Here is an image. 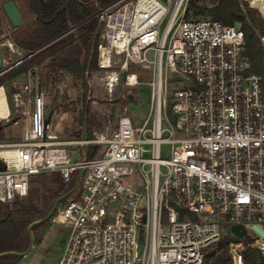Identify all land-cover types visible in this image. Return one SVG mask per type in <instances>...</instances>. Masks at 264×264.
Returning <instances> with one entry per match:
<instances>
[{
  "label": "built area",
  "instance_id": "1",
  "mask_svg": "<svg viewBox=\"0 0 264 264\" xmlns=\"http://www.w3.org/2000/svg\"><path fill=\"white\" fill-rule=\"evenodd\" d=\"M188 3L120 0L101 12L107 90L139 84L131 65L154 71L141 125L121 114L63 138L45 92L14 91L17 110L30 104L29 126L0 140V203L27 199L33 176L76 177L78 193L52 217L67 233L59 264H202L234 225L264 245L253 229L264 230V76L250 71L239 25L186 19Z\"/></svg>",
  "mask_w": 264,
  "mask_h": 264
},
{
  "label": "trees",
  "instance_id": "2",
  "mask_svg": "<svg viewBox=\"0 0 264 264\" xmlns=\"http://www.w3.org/2000/svg\"><path fill=\"white\" fill-rule=\"evenodd\" d=\"M119 0H28L29 10L35 16L32 25L20 29L15 44L25 51V57L7 71H0V86L8 81L33 71L36 67L68 72L75 80H82L88 91L85 78L88 69L97 64L100 43V11L106 10ZM189 0L186 19L212 18L225 24H237L245 32V55L250 60V71L264 76V12L259 6L252 7L247 0ZM2 73V74H1ZM88 124L90 118L88 117ZM91 130V129H89ZM0 130V140L2 134ZM44 176L50 197L41 193L29 194L24 201L12 205L0 203V253L25 252L29 247V226L44 218L55 201L70 191L76 177L64 184L60 174ZM39 176V175H37ZM35 178V177H34ZM39 181V180H38ZM33 181L31 180V184ZM47 222L36 226L35 241L40 242L38 231ZM243 244L240 251L242 264H264V250L256 245V239L246 235L239 239L225 235L215 244L214 250L206 253L202 264H238L234 253L236 244ZM239 252V251H238ZM20 257L8 255L0 258V264H17Z\"/></svg>",
  "mask_w": 264,
  "mask_h": 264
},
{
  "label": "rangeland",
  "instance_id": "3",
  "mask_svg": "<svg viewBox=\"0 0 264 264\" xmlns=\"http://www.w3.org/2000/svg\"><path fill=\"white\" fill-rule=\"evenodd\" d=\"M8 1L0 0V49L4 61L2 73L17 65L25 57V51L15 44L14 39L20 29L32 25L35 20V16L29 10L28 0H14L23 15L22 27H14L3 8V5ZM247 1L252 7L258 5L261 7L259 0ZM207 3L210 6L213 4L212 0H207ZM106 18L100 24V41L106 27ZM149 57L153 58L152 52L149 53ZM98 58L99 55L97 64L92 69H88L85 74L89 85L87 92L83 89L81 79L75 80L68 72L45 67H36L33 71L4 84L9 117L0 122L2 140H18L29 126L30 104L27 103L28 105H23L17 110L13 99L16 87L25 83L30 84L33 88L38 86L39 90L45 92L47 115H50V129L60 137L65 138L70 134H76L79 128L85 124L88 129L114 127L121 114L130 115L135 124L141 125L150 108L151 83L154 79L153 69L131 65L130 71L138 75L139 84L128 86L125 84L124 79H121L114 92L110 93L106 86L105 77L107 72L100 68ZM115 62L117 63L116 65L114 63V69L119 71L121 61L116 58ZM88 117L90 118L89 124ZM14 118L17 119L18 124L10 123ZM71 156L75 157L76 152H72ZM50 174L52 176L58 173H47V175ZM31 180L33 183L31 184L30 195L36 197L37 194L41 193L46 198L50 197L51 192L46 187L48 183L45 181L44 176L36 175ZM77 193L75 192L67 198L72 199ZM228 233L226 235H231L230 232ZM38 236L41 241L36 242L34 240L33 248L26 256L20 257L17 264H59L67 241V233L64 232L62 227L54 225L52 219H50L46 226L39 229ZM256 245L264 247L261 239L256 240ZM235 246L234 253L238 256V251L243 250V244L238 243ZM214 247L215 245H212L206 253L214 250Z\"/></svg>",
  "mask_w": 264,
  "mask_h": 264
},
{
  "label": "water",
  "instance_id": "4",
  "mask_svg": "<svg viewBox=\"0 0 264 264\" xmlns=\"http://www.w3.org/2000/svg\"><path fill=\"white\" fill-rule=\"evenodd\" d=\"M5 14L7 15L8 19L10 20V22L12 23V25L16 28H21L23 25V15L22 12L20 11L17 3L14 0H9L8 2H6L3 5ZM102 11H100L101 13ZM104 20V17H101L100 20V24L102 23V21ZM3 56H2V52L0 49V71L2 70L3 67ZM125 77V76H124ZM50 121V116L47 119V123H49ZM17 119L14 118L10 123H16ZM2 168V162L0 161V169ZM82 175V173L80 174ZM79 185V181L76 182L75 186L68 191L66 194L62 195L61 197H59L54 205L52 206V208L50 209V211L47 213V215L37 221H34L28 228V233H29V237H30V244L28 249L25 252H15V251H7V252H3L0 253V258L4 257V256H8V255H13V256H18V257H23L26 256L30 250L33 248L34 246V228L38 225L44 224L46 222H48L50 219H52V217L54 216L59 204L61 203L62 200H64L65 198L69 197L77 188ZM253 229L259 233L261 236H264V230L262 228H260L259 226H254ZM231 231L233 233V235L239 239H244L246 236V229L244 226L242 225H234L231 227Z\"/></svg>",
  "mask_w": 264,
  "mask_h": 264
},
{
  "label": "bare ground",
  "instance_id": "5",
  "mask_svg": "<svg viewBox=\"0 0 264 264\" xmlns=\"http://www.w3.org/2000/svg\"><path fill=\"white\" fill-rule=\"evenodd\" d=\"M5 92L4 89L0 87V122L6 120L9 117V107Z\"/></svg>",
  "mask_w": 264,
  "mask_h": 264
},
{
  "label": "crops",
  "instance_id": "6",
  "mask_svg": "<svg viewBox=\"0 0 264 264\" xmlns=\"http://www.w3.org/2000/svg\"><path fill=\"white\" fill-rule=\"evenodd\" d=\"M48 113H49V110H48ZM48 115H49V114H48ZM49 116H50V115H49ZM49 116H48V117H49ZM86 127H87V125L85 124L84 126H82L81 128H79V131H80V130H83V129L86 128ZM75 130H76V128H75Z\"/></svg>",
  "mask_w": 264,
  "mask_h": 264
}]
</instances>
